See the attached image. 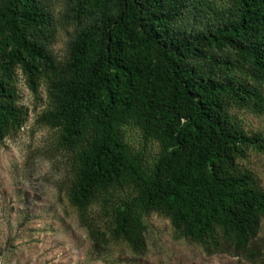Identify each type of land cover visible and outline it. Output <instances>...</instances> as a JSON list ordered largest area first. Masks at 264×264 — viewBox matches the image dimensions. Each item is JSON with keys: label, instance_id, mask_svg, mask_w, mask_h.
Masks as SVG:
<instances>
[{"label": "trees", "instance_id": "1", "mask_svg": "<svg viewBox=\"0 0 264 264\" xmlns=\"http://www.w3.org/2000/svg\"><path fill=\"white\" fill-rule=\"evenodd\" d=\"M21 77L46 88L38 124L95 252L144 255L158 215L208 256L264 264V186L247 165L264 133L240 116H264V0H0V145L30 117Z\"/></svg>", "mask_w": 264, "mask_h": 264}, {"label": "rangeland", "instance_id": "2", "mask_svg": "<svg viewBox=\"0 0 264 264\" xmlns=\"http://www.w3.org/2000/svg\"><path fill=\"white\" fill-rule=\"evenodd\" d=\"M72 33V28L59 31L52 47L59 61L68 58ZM19 90L30 117L20 134L0 145V264H251L227 255L208 256L193 242L176 240L170 221L158 215L148 220L144 255L119 246L95 252L67 199L68 170L63 156L53 151L54 132L38 124L47 108L46 88L37 98L21 77ZM240 116L249 133H264V116ZM127 134L135 147L146 146L150 157L158 154V144H146L139 129L128 128ZM247 165L264 186V155H252Z\"/></svg>", "mask_w": 264, "mask_h": 264}]
</instances>
